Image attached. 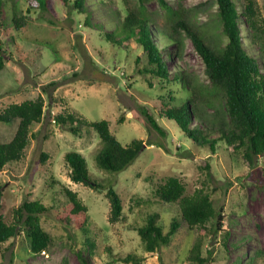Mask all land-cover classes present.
<instances>
[{
    "label": "rangeland",
    "instance_id": "rangeland-1",
    "mask_svg": "<svg viewBox=\"0 0 264 264\" xmlns=\"http://www.w3.org/2000/svg\"><path fill=\"white\" fill-rule=\"evenodd\" d=\"M48 1L56 17L32 6L31 0L0 2L5 24L0 38L6 51L0 70V109L38 95L45 100L44 118L31 126L23 158L0 171V184L5 221H12L13 210L23 200H39L49 208L41 225L52 242L47 251L32 255L27 237L21 233L3 244L0 264H125L115 259L129 253L141 256L146 264H195L188 257L200 238L206 264H264V160L258 158L250 165L242 152L223 141H218L212 153L208 145L198 146L188 140L174 121L158 116L161 102L172 106L186 98L188 93L181 90V84L159 81L141 72L149 65L142 47L133 39L114 44L104 37L105 33L119 31L130 9L142 10L150 18L153 38L163 51L169 79L182 73L199 85H209L204 62L186 33L178 30L173 43L162 34L171 32L173 19L177 18L170 16L158 0H86L83 13L72 7L73 0H69L70 4ZM166 1L211 46L225 44L213 0ZM234 1L241 10L245 0ZM256 3L260 28L255 32L244 26L242 36L246 50L258 59L264 73V0ZM13 14L26 15V25L15 30L11 25ZM174 45L179 53H175ZM166 51H170L169 56ZM51 82L56 83L50 90L53 100L41 91ZM143 108L155 115L165 135L147 124ZM64 110L89 122L107 120L122 145L137 138L145 147L125 170L104 171L95 162L101 142L92 128L82 126L81 136H74L68 127L62 128L51 119ZM198 111L192 119L193 127L206 130L217 126L212 106H201ZM15 128V124H0V141L9 140ZM68 151L84 156L90 175L98 182H112L122 199L123 220L109 222L105 190L97 191L70 180L64 160ZM41 153L47 155L43 164L39 162ZM169 176L179 178L186 193L203 188L210 195L214 206L222 209V230L212 233L208 224L206 230L195 227L189 231L186 222L180 220L170 243L148 253L136 232L146 215L157 212L164 232L173 217L180 218L177 203L162 202L155 194ZM60 183L75 191L88 208L87 235L94 247L91 253L85 251L84 262L77 255L84 235L72 226V221L58 219L66 205Z\"/></svg>",
    "mask_w": 264,
    "mask_h": 264
},
{
    "label": "trees",
    "instance_id": "trees-1",
    "mask_svg": "<svg viewBox=\"0 0 264 264\" xmlns=\"http://www.w3.org/2000/svg\"><path fill=\"white\" fill-rule=\"evenodd\" d=\"M70 4L69 0H62ZM217 7V21L224 35L226 42L223 46H211L205 40L199 30L193 27L186 19L179 15V12L167 3L166 0H158L160 6L170 16H175L170 31L162 33L169 42L173 43L178 30H183L201 57L205 65V74L209 85H199L194 80L186 78L182 73H176L169 79L164 54L153 38L150 27V18L142 10L130 9L123 19L119 31L105 33V39L110 43L121 44L124 40L133 39L139 44L147 58L148 67L144 68L145 73L157 77L159 81L180 83L181 90L188 93L185 99H181L178 105L169 106L161 102L158 110L160 118H166L175 122L184 136L198 146L210 148L215 152L218 141H223L234 151L243 153V158L250 165L256 159L264 160V73L261 71L258 59L252 56L245 48L244 26L255 32L260 28L259 12L256 0H245L243 8L238 9L234 0H213ZM1 2V0H0ZM86 0H73L72 7L83 13L86 10ZM31 5L37 7L41 12H49L56 17L55 10H52L48 0H31ZM0 8V35L5 27L1 16ZM27 23V16L24 14L14 15L11 25L15 30L20 29ZM51 23H53L51 21ZM256 35H253L255 39ZM175 46V45H174ZM175 53H179L177 46ZM167 56L170 51H166ZM6 51L0 38V70L4 67ZM92 67V59H89ZM96 78L104 80V77ZM55 82L48 83L41 88V91L48 97H52L50 90ZM51 100V99H50ZM53 100V97H52ZM212 106L217 121L216 127L202 130L200 127L191 125L193 116H196L201 106ZM45 100L42 95L35 99L24 100L20 103H11L0 109V124L12 125L16 128L9 140L0 141V171L11 162L20 161L31 136V126L40 123L44 118ZM147 124L162 135L166 131L159 125L155 115L147 109H142ZM199 113V111H198ZM54 123L68 130L74 136H81V127L89 126L98 135L101 147L95 155V162L98 168L118 173L125 170L139 156L145 147L142 140L134 138L127 145H122L112 134L107 120L89 122L80 115L64 110L51 118ZM123 119L120 118V121ZM217 135L211 137L210 134ZM47 158L41 153L40 164ZM66 166L69 169V178L72 182L83 184L91 189L105 190V196L109 201L110 211L108 220L115 223L123 220L122 199L114 189L112 182L102 184L94 179L88 171L84 156L77 151H68L64 155ZM60 191L66 198V205L58 219L67 223L73 222L72 226L84 235L82 246L77 250V255L84 262V253H91L94 242L89 239L88 224L90 215L88 208L82 203L78 194L60 183ZM3 185L0 184V251L4 243L17 235L24 233L29 241V251L32 255H38L47 251L52 240L41 225V219L49 211L39 200H23L13 210V219L6 222L2 210ZM155 194L165 203H177L179 217H173L169 222L166 232L158 223L157 212L148 213L142 225L138 226L136 232L143 244L144 251L154 253L167 246L180 226V220H184L189 231L195 227L207 229L211 224L212 233L221 231L223 226L222 209H217L210 195L203 189L197 188L192 193H186L185 185L175 176H169L159 184ZM228 232H225L223 241H226ZM202 240L195 241L190 249L189 260L195 264H206V257L201 256ZM116 261L125 264H146L144 259L135 254L129 253L124 257H117ZM87 262H84V264Z\"/></svg>",
    "mask_w": 264,
    "mask_h": 264
}]
</instances>
